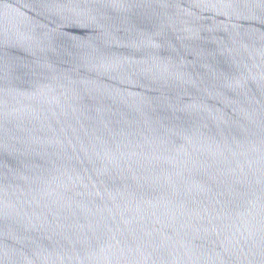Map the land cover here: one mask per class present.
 I'll use <instances>...</instances> for the list:
<instances>
[{"label": "water", "instance_id": "obj_1", "mask_svg": "<svg viewBox=\"0 0 264 264\" xmlns=\"http://www.w3.org/2000/svg\"><path fill=\"white\" fill-rule=\"evenodd\" d=\"M0 264H264V0H0Z\"/></svg>", "mask_w": 264, "mask_h": 264}]
</instances>
